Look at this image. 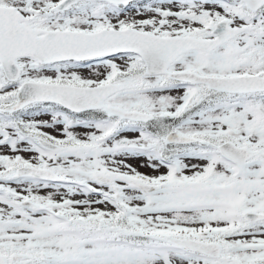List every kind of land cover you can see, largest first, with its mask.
<instances>
[{
  "label": "snow or ice",
  "instance_id": "snow-or-ice-1",
  "mask_svg": "<svg viewBox=\"0 0 264 264\" xmlns=\"http://www.w3.org/2000/svg\"><path fill=\"white\" fill-rule=\"evenodd\" d=\"M0 264H264V0H0Z\"/></svg>",
  "mask_w": 264,
  "mask_h": 264
}]
</instances>
